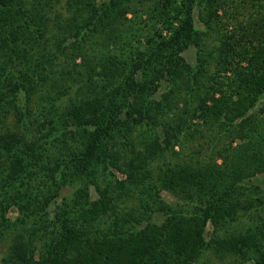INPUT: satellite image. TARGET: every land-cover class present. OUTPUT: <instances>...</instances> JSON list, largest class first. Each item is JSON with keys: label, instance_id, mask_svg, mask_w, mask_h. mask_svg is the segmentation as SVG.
I'll return each mask as SVG.
<instances>
[{"label": "trees", "instance_id": "trees-1", "mask_svg": "<svg viewBox=\"0 0 264 264\" xmlns=\"http://www.w3.org/2000/svg\"><path fill=\"white\" fill-rule=\"evenodd\" d=\"M263 96L264 0H0V264H264Z\"/></svg>", "mask_w": 264, "mask_h": 264}, {"label": "rangeland", "instance_id": "rangeland-1", "mask_svg": "<svg viewBox=\"0 0 264 264\" xmlns=\"http://www.w3.org/2000/svg\"><path fill=\"white\" fill-rule=\"evenodd\" d=\"M232 2H230V4H231ZM234 4V3H233ZM243 18V16L241 15V16H239V19L241 20ZM195 24H196V27L198 28V29H202L203 27H204V24L201 22V20L199 19V17H198V11L196 10V12H195ZM231 25H229L230 27H228V28H230V29H232L233 27H234V25H233V22H231L230 23ZM230 29H228V30H230ZM212 38H208L207 39V41L208 42H211V44L214 42H216V40L215 39H212ZM215 40V41H214ZM184 55H185V57L187 58V60L189 61V62H191V63H196V61H197V49H196V47L195 46H191V47H189L185 52H184ZM166 88V86L164 85V86H162V88H161V90H160V92L162 91V90H164ZM262 104H264V96L259 100V102H258V104H257V106H256V108H258V107H260ZM194 143H190V144H188L186 147H184L185 149H184V153H185V151L187 150V147L188 146H191V145H193ZM179 149V148H178ZM117 174L119 175V176H122L121 175V173L120 172H117ZM36 182H39V180H36ZM74 188H75V186H70L69 184H67V185H65L64 187H62V189H61V191H60V193H61V195L60 196H58L56 199H55V202H60L61 200H62V196L64 197V196H69V195H71L72 194V192L74 191ZM92 193L94 194V190H92ZM163 196H164V198H165V200H167V202H174V200H175V198L172 196V194H170L169 192H167V191H163ZM52 210H54V205H53V207H52V209H51V211ZM17 209L15 208V207H12L11 209H10V212H9V216L11 217V218H13V219H15L16 217H17ZM162 216H160V215H158V214H156V216H155V219L157 220V221H161L162 220ZM210 228V227H209ZM8 244H9V241H8V239L7 240H5L3 243H2V248L0 249V258H1V256L5 253V251H6V249L8 248ZM233 259H235V258H231V257H219V256H217V255H215L214 253H208V254H206L205 256H204V258L199 262V263H197V264H229L230 262H232L233 261Z\"/></svg>", "mask_w": 264, "mask_h": 264}]
</instances>
